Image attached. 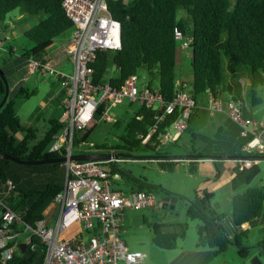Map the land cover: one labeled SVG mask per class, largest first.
Returning <instances> with one entry per match:
<instances>
[{
    "label": "trees",
    "instance_id": "trees-1",
    "mask_svg": "<svg viewBox=\"0 0 264 264\" xmlns=\"http://www.w3.org/2000/svg\"><path fill=\"white\" fill-rule=\"evenodd\" d=\"M181 7L186 9L189 18L177 16ZM15 9L30 15L44 13L37 24L23 29L24 35L34 45L25 48L23 54L15 58L20 69L28 68V60L31 57H46L54 38L73 27V22L63 7V0H0V20H4L7 14ZM110 10L122 23V48L98 52L93 63L95 81L108 80L120 85L129 72L144 69L145 72L158 76V82H155L154 78H149L150 86H158L165 101H172L178 83L176 69L180 39L176 37L175 32V28L178 27L185 37L190 38L192 44L190 47L193 68L192 93L195 99L200 93L223 97L224 91L229 93L223 97L225 100L239 98L232 94V84H224L223 81V62L226 57L229 72L248 74L249 96L252 103L262 102L257 89L264 84V0H235V2L232 0H112ZM7 48L10 54L15 52L11 43L7 44ZM5 74L7 75L6 72ZM7 77L11 87L10 95L0 109V189L4 187L7 179H12L14 188L4 199L22 217V221L14 224L13 227L18 231H24L27 224L34 227L39 220L45 219V209L64 187L66 165L64 162L20 163L5 158V155L21 159L65 155V148L50 150L55 135L60 133L65 125L60 121V102L63 92L61 91L55 98L60 109L59 117L50 119V127L45 136L37 139V129L26 127L21 123L15 106L16 97H28L34 93V90L30 91L26 88L22 80H12L8 75ZM5 91V82L0 76V102ZM130 103L137 105L134 115L126 122L121 118H117L114 122L115 127H123V133L118 135L120 141L118 147L97 142L94 144L96 145L94 149H76L75 147L85 142L86 131L90 129L80 128L74 130L73 152L111 151L113 148L132 154L135 150L162 152L159 135L173 123L179 111L169 114L166 120L159 124L150 140L143 143L140 134L146 135L156 124L157 110L144 104ZM197 114L198 106H195L185 131L192 130L191 124ZM23 130L26 134L19 138L18 133ZM223 131L219 130L215 137L193 131L195 137L192 139L189 151L194 154L207 152L245 154L243 145L248 138L239 133L231 135ZM180 139L173 143H179ZM197 140L202 141L205 146L199 147ZM257 159L262 158H253L254 161ZM220 160L224 159H214L215 164L218 165ZM158 161L164 168L173 171L180 160L166 158ZM198 164L197 158H192L189 164L190 171L195 173ZM110 168L114 189L125 192L146 190L155 193L161 189L165 190L163 186L122 168L118 161H112ZM260 171V166L256 162L252 166L243 168L238 162H234L231 185L234 190L238 189L232 197L231 219L234 226H227L225 212L213 208L214 192L206 191L202 201H194L188 207V215L191 218H200L202 221L199 227V245L210 246V249L189 253L193 260L192 264H208L225 251L230 242L240 247L242 256L248 254V245L242 243V238L248 237L250 232L245 225L254 223L264 214V183L246 188L244 191L239 189L245 184H250ZM116 173L119 174V178L113 177ZM121 180L125 188L121 187ZM166 191L171 193L169 190ZM180 226L181 224L154 223L153 242L165 248L175 247L178 236H183L185 233V226L182 227V232L179 231ZM229 230L235 233L233 239ZM30 235L31 238L27 241L24 251L16 247L8 259L0 257V264L43 263L47 253V243L36 233L30 231ZM80 237H83V234ZM171 264H183L182 259L175 260Z\"/></svg>",
    "mask_w": 264,
    "mask_h": 264
},
{
    "label": "built area",
    "instance_id": "built-area-1",
    "mask_svg": "<svg viewBox=\"0 0 264 264\" xmlns=\"http://www.w3.org/2000/svg\"><path fill=\"white\" fill-rule=\"evenodd\" d=\"M112 0H63V7L73 22L74 34L67 47L71 70L55 66L52 58L31 57L28 60L30 72H48L56 75L61 84L60 121L64 122L62 131L55 135L50 150H63L70 156L73 152V135L75 129L89 128L98 120L114 121L111 105L122 103L125 99L137 104H144L157 110L156 124L146 135L140 134L146 143L157 131L159 124L176 110L178 117L159 135L160 144L175 142L188 126L189 116L197 100L187 82L177 83L176 94L172 101L166 102L159 87L150 86L145 74L131 71L120 84L110 81H95L94 61L102 50L122 48V23L110 10ZM176 37L181 47L191 45L189 37L175 28ZM2 41L0 40V44ZM209 109L212 112L226 114L240 128V134L248 138L243 145L245 154H264V123L246 115L249 106L244 99L229 98L209 94ZM131 158V157H127ZM133 158V157H132ZM253 158H232L243 168L252 166ZM123 159H68L65 163L66 174L64 187L54 201L57 205L56 221L53 224L45 219L36 226L26 225L25 230L38 234L47 243L45 260L41 264H142L145 254L130 250L120 233V220L126 209H140L156 204L154 191L138 190L125 192L114 189L111 179L110 163ZM181 160L182 158H175ZM203 158H197L201 160ZM191 161L192 158H186ZM113 177H119L116 173ZM14 188L12 179L4 183L0 195V253L3 259L12 256L18 247L17 237L20 231L13 225L22 221L18 211L5 202ZM80 223L89 236H65L66 230ZM90 230V232L88 231ZM31 235L28 236L29 241ZM82 238V239H81ZM81 239V240H79Z\"/></svg>",
    "mask_w": 264,
    "mask_h": 264
},
{
    "label": "rangeland",
    "instance_id": "rangeland-1",
    "mask_svg": "<svg viewBox=\"0 0 264 264\" xmlns=\"http://www.w3.org/2000/svg\"><path fill=\"white\" fill-rule=\"evenodd\" d=\"M232 1L235 2V0ZM43 16V12L30 15L22 13L20 9H15L9 12L4 20H0V40L2 41L0 44V66L12 80L16 79L18 81L21 78L20 80L23 79V85L26 88L30 91L34 90V93H31L28 97H16L15 106L21 123L26 127L37 129V139L45 136L46 131L50 127V119L58 118L60 115V109L57 107L55 100V96L60 94V81L51 72L44 75L38 71L30 72L28 68H18L15 58L20 57L25 48H31L34 45L24 35L23 29L37 24ZM177 16L179 18H189L184 7L178 10ZM73 34L74 28L71 27L54 38V42L50 46V52L54 58L55 66L57 65L60 68L71 70L72 65L68 58H64L61 62H57L56 59L58 57L60 58V55L66 51ZM4 36L7 37L4 38ZM10 43L14 45L15 54H10L8 51L7 44ZM181 46L180 42L176 69L177 77L183 78L191 89L193 80L191 55L190 53H186ZM138 72L141 76L145 74L146 79L154 78V81L158 82L157 75H151L145 72L144 69H140ZM223 81L224 84H232L233 95L241 99L243 98L248 103L249 111H247L249 115L264 123V84L258 86L257 89L258 94L262 97V102L253 104L249 96L248 74H232L229 72L226 57L223 62ZM225 93L229 94L227 92ZM206 97L207 95L205 93L198 95L199 100L204 105H207V107L198 108L197 117L191 124L192 130L186 133L180 143L168 142L164 145L160 144V147H162L161 151L184 153L195 137L192 133L193 131L209 135H213L217 131L218 117L210 115L211 110L208 108L210 103ZM136 109L137 105L131 104L129 99H125L122 103L111 105L109 108L111 113H115L116 118H121L124 122L128 121L134 115ZM114 122L115 120H98L97 122H93L89 126L90 129L85 130V142L75 148L85 150L94 149L96 146L94 144L97 142L118 147L120 145L118 135L123 133V127H115ZM25 134L26 131H20L18 137L22 138ZM196 142L201 148L205 146L202 141L197 140ZM111 150H117V152L122 151L119 148H113ZM151 153L155 152L135 150L133 154L140 157H121L123 158L120 160L122 168L163 186L165 190L161 189L155 193L156 204L152 207L126 209L123 214V219L120 220V233L130 250L141 251L145 254L142 264H171L175 260L180 259H182L183 264H192V257L188 254L196 250L210 249V246L209 244L199 245V227L202 221L200 218H191L188 215V207L191 203L194 201H202L205 198L206 191L214 192L215 195L212 199L213 208L219 212H225L227 226H234L231 219L232 197L238 189L234 190L231 185V166L233 165V161L231 159H224L220 160L218 165H216L213 160L204 159L199 161L198 169L195 173L190 172L188 166L183 163H180L174 171H169L163 169L158 160L144 157V155ZM257 163L261 170L259 175L250 184L242 186L239 191H244L249 187L260 186L264 183V158L258 160ZM120 185L122 188H125L122 180L120 181ZM166 190H169V192L175 191L179 194V196L175 194L177 200L174 202V207L171 206V202L166 205L164 204V198L169 195ZM55 210L56 203L54 202L46 210V219L53 216L51 223H55L58 215ZM1 213L0 209V218ZM154 223L166 225L181 224L178 227L179 231L182 232V227L185 226V233L183 236H178L175 247H161L153 242L152 225ZM245 227H248L250 232L248 237L242 238V243L248 245V254L242 256L240 247L236 243L230 242L227 249L214 257L208 264H253V259L257 256H260L264 261V214L254 223L246 224ZM80 231L83 232L85 238H88L89 233L77 222L66 230L65 236L71 238ZM234 236L235 233H231L230 231V237L233 239ZM120 264H123V261H120Z\"/></svg>",
    "mask_w": 264,
    "mask_h": 264
},
{
    "label": "water",
    "instance_id": "water-1",
    "mask_svg": "<svg viewBox=\"0 0 264 264\" xmlns=\"http://www.w3.org/2000/svg\"><path fill=\"white\" fill-rule=\"evenodd\" d=\"M192 44L187 48L190 50ZM0 76L5 82L6 91L4 97L0 102V109L7 101L10 95V82L5 74L4 70L0 67ZM119 157H140L138 155L132 153H125V152H117L115 150L111 151H87V152H72L70 156L63 155L59 157H49V158H39V159H21L11 155H5V158H10L16 162L20 163H45V162H66L68 159H76V160H88V159H118ZM144 157H148L149 159H164V158H181V157H197V158H208V159H232V158H239V157H260L264 158V154H244V153H233V154H226V153H196V154H170L164 152L158 153H151L144 155ZM177 200V196H166L164 198V204H168L171 202V206L174 207V202ZM27 242H21L18 245V248L24 251ZM1 257V253H0ZM253 264H264V261L260 256H257L253 259Z\"/></svg>",
    "mask_w": 264,
    "mask_h": 264
},
{
    "label": "crops",
    "instance_id": "crops-1",
    "mask_svg": "<svg viewBox=\"0 0 264 264\" xmlns=\"http://www.w3.org/2000/svg\"><path fill=\"white\" fill-rule=\"evenodd\" d=\"M5 37H7V36H4V38ZM7 51V50H6ZM67 52V49H66V51H64V53L63 54H61L60 56V58L58 57V59H56V61L57 62H61V60H64V58H68V54L66 53ZM185 52L186 53H190V50H187V48H185ZM58 54H60V53H58ZM48 57H51L52 58V60H53V62H54V58L52 57V53L51 52H49V54H48ZM182 57H185V56H182ZM62 58V59H61ZM183 59V58H182ZM69 60V59H68ZM18 64V63H17ZM61 64V63H60ZM63 65V64H62ZM61 65V66H62ZM21 79V78H20ZM18 80V81H21V80ZM179 81H185L183 78H178V82ZM21 82H23V79H22V81ZM186 82V81H185ZM191 91H192V88L190 89ZM60 92H61V84H60ZM226 91H224L223 92V97H226L227 96V94L225 93ZM206 95H207V97H206V99L208 98L209 99V94L208 93H205ZM199 95V94H198ZM57 96H55V98H56ZM208 99H207V101H208ZM196 100H197V106H198V108H200V107H207V105H204V103L202 102V101H200L199 100V98H198V96H197V98H196ZM246 102V101H245ZM247 103V102H246ZM247 105H248V103H247ZM249 111V110H248ZM248 111H246L247 113H246V115L247 116H250V117H252L251 115H249V113H248ZM210 115H212L213 117H218L217 118V125H218V127H217V131H215V133L213 134V135H209V134H206V135H208V136H211V137H215L216 136V134H217V132L219 131V130H224L223 131V133H226V132H228L229 134H231V135H233L234 133L235 134H240V128H239V126L236 124V123H234L226 114H224V113H222V112H212V111H210ZM226 126V127H225ZM225 127V128H224ZM186 133H189V131H185V133L182 135V137H181V139H180V141L185 137V135H186ZM219 133V132H218ZM263 134H264V132H263ZM180 141H179V143H180ZM190 146H191V144H190ZM190 146L188 147V149H187V151H185L184 153H170V154H194V153H191L190 151H189V148H190ZM163 152V151H162ZM164 153H169V152H164ZM207 153H215V152H207ZM196 154V153H195ZM182 159L179 161V163L175 166V169L177 168V166L180 164V163H183V164H186L187 166H188V169H189V164H190V161L189 160H186V158H195V157H181ZM197 158V157H196ZM164 159H166V158H164ZM204 159H208V158H203V159H201V160H204ZM154 160H158V159H154ZM200 160V161H201ZM209 160H213L214 161V159H209ZM199 161V160H198ZM256 163H257V161H256ZM161 165V164H160ZM199 165V164H198ZM233 165H234V161H233ZM233 165L231 166V171H232V167H233ZM162 166V165H161ZM162 168L163 169H166V168H164L163 166H162ZM174 169V170H175ZM168 170V169H167ZM173 170V171H174ZM189 171H190V169H189ZM191 172V171H190ZM193 173V172H192ZM114 186V185H113ZM3 192V188L2 189H0V193H2ZM171 192V194H169L168 196H172L173 194L175 195H177V196H179V194H177V192H175V191H170ZM55 203V202H54ZM154 206V205H153ZM49 207V206H48ZM47 207V208H48ZM150 207H152V206H150ZM47 208L45 209V215H46V210H47ZM55 211H57V205H56V210ZM123 214H124V212H123ZM123 214H122V216H121V220L123 219ZM52 218H53V216H51L49 219H46L45 218V220L48 222V223H50V224H53V223H51V220H52ZM20 231V233H19V235H18V237H17V244L19 245V243H21V242H25V240H26V242H27V238H28V236L30 235V231L29 230H24V231H21V230H19Z\"/></svg>",
    "mask_w": 264,
    "mask_h": 264
}]
</instances>
